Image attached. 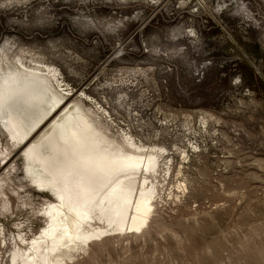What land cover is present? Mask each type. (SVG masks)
<instances>
[{"label":"rangeland","instance_id":"rangeland-1","mask_svg":"<svg viewBox=\"0 0 264 264\" xmlns=\"http://www.w3.org/2000/svg\"><path fill=\"white\" fill-rule=\"evenodd\" d=\"M1 44L55 67L107 137L162 151L147 227L55 264H264V0H0ZM26 174L1 170L0 264L55 199Z\"/></svg>","mask_w":264,"mask_h":264},{"label":"bare ground","instance_id":"bare-ground-1","mask_svg":"<svg viewBox=\"0 0 264 264\" xmlns=\"http://www.w3.org/2000/svg\"><path fill=\"white\" fill-rule=\"evenodd\" d=\"M11 53L0 45V129L11 142L1 156L0 175L18 156L30 183L55 199L42 210L47 224L39 237L29 242L17 236L9 264H55V251L65 244L147 227L161 147L107 137L100 121L72 100L77 91L59 92L55 67L27 64Z\"/></svg>","mask_w":264,"mask_h":264}]
</instances>
